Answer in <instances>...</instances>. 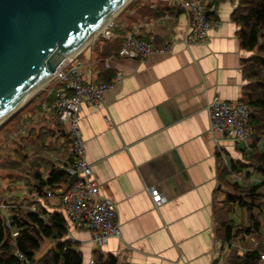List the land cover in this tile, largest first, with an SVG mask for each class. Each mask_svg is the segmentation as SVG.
<instances>
[{
    "label": "crops",
    "instance_id": "1",
    "mask_svg": "<svg viewBox=\"0 0 264 264\" xmlns=\"http://www.w3.org/2000/svg\"><path fill=\"white\" fill-rule=\"evenodd\" d=\"M157 1L177 12L143 15L150 21L140 33L155 46L173 41L172 51L151 52L145 60L117 53L105 57L111 65L108 69L121 71L122 77L105 92V107L82 105L80 110L85 156L100 195L116 206L119 236L98 244L89 230L73 225L55 197L38 196L48 211L63 213L66 237L81 251V264H88L94 251L111 253L123 264H172L178 259L214 264V252L222 241L215 235L213 207L218 208L224 199L217 169L250 149L238 139L210 132L206 110L213 95L234 102L241 99L246 83L241 60L252 51L241 46L239 25L230 16L236 0L214 1L209 15L219 24L211 26L206 41L197 44L183 41L190 15L177 6V0H137L136 4L147 3L152 8ZM120 11L113 17L112 29L113 38L121 40L124 30L141 15L134 6ZM95 39L80 51L85 79L92 81L102 77L96 67V52L102 45H96ZM41 90L46 92V88ZM263 140L264 128L259 148ZM38 145L31 141L25 147L30 161L39 152ZM7 155L11 157L9 146ZM24 163L22 169H34ZM237 175L233 177L241 179ZM149 186L157 187L165 197L156 207ZM30 194L23 182L0 178V200L5 203L28 200ZM254 237L264 240L257 232L236 233L231 250L241 254L255 249L258 240L252 241Z\"/></svg>",
    "mask_w": 264,
    "mask_h": 264
},
{
    "label": "trees",
    "instance_id": "2",
    "mask_svg": "<svg viewBox=\"0 0 264 264\" xmlns=\"http://www.w3.org/2000/svg\"><path fill=\"white\" fill-rule=\"evenodd\" d=\"M136 1L130 0L120 12L134 6L138 15L158 17L176 9L163 1H157L152 8L147 3L138 5ZM230 16L239 25L237 32L241 46L252 51L241 60V73L246 80L241 88V99L248 101L252 107L249 122L253 133L249 142L250 149L241 158H229L228 165L221 163L217 169L224 199L218 208L213 207V217L215 235L222 243L232 239L237 232L259 233V229L264 228V172L256 168L257 163L264 166V140L262 147H258L264 128V0H236ZM95 42L96 45H102L101 50L96 52L98 75L102 76V81H106L113 71L105 67L104 59L117 53L120 39L99 36ZM44 96L42 92L35 98H29L7 117V121L0 123V178L9 183L23 182L29 191L39 197L44 196L45 186L50 189L67 188L70 176L48 154L42 153L43 149L54 148L56 139L62 134L61 129L44 119L31 120ZM19 123L25 127L16 132L15 125ZM31 141L39 144V152L30 161L34 169H22L28 159L25 147ZM8 146L11 157L7 155ZM233 174H240L241 180H234ZM38 196L12 201L5 212L0 208V264H81V251L75 241L66 237L63 213L48 211ZM30 202L36 203L37 211L23 206ZM236 211L244 223L234 230L238 222ZM6 214L12 218V225L16 229L13 237L4 223ZM38 214H46L47 219L44 220ZM45 240L52 241V245L37 255L36 252ZM263 250L264 240L259 238L255 249H247L241 254L231 250L229 259L223 264H258ZM92 259L93 264H123L117 262L111 253L94 251Z\"/></svg>",
    "mask_w": 264,
    "mask_h": 264
},
{
    "label": "built area",
    "instance_id": "3",
    "mask_svg": "<svg viewBox=\"0 0 264 264\" xmlns=\"http://www.w3.org/2000/svg\"><path fill=\"white\" fill-rule=\"evenodd\" d=\"M215 0H177V6L184 9L190 15V26L184 34L185 43H203L207 39L208 30L213 25H218L219 20L211 18L209 13L214 9ZM150 21L148 16H141L130 23L121 35L117 54L120 56L134 57L139 60L145 58L151 52L169 53L173 49V41L162 46L149 43L140 33V28ZM104 26L98 30V35L103 38H113L115 33L114 20L109 19ZM82 49V48H81ZM81 49L70 56H66L52 71L44 98L39 102L38 111L32 115L34 121L44 119L59 127L62 135L55 141L54 148L46 150V153L57 160L59 166L70 174L76 173L75 180L67 188L50 189L45 186L44 196L55 197L62 206L66 217L75 227L84 228L91 232L93 241L98 244L106 242L110 236H119L120 228L116 221L115 204L102 197L98 185L91 175V165L85 156L84 139L79 128L80 110L82 105L95 108L105 107V92L119 81L122 72L113 70L108 80H87L83 72L85 60L80 56ZM106 68H110L109 59H104ZM209 130L218 132L228 138L242 141L246 147L253 133L249 116L252 111L251 105L246 100L228 101L213 95L206 103ZM107 120V116H104ZM22 129V125L17 131ZM16 131V132H17ZM10 137V134L7 138ZM62 155L61 159L57 156ZM223 161L226 162L224 153ZM24 165L30 167V159ZM239 178L237 174H233ZM18 187H16L17 189ZM151 202L153 206L160 205L165 197L155 186H149ZM31 196L37 197L35 192ZM9 204L0 200V208L5 212ZM31 211H37L36 203L30 202L23 205ZM44 220L46 214H38ZM5 226L9 229L11 236L16 234L12 225V218L6 214ZM70 238V237H69ZM71 241H74L70 238ZM235 241L230 239L218 246L214 252V264H223L229 259V253ZM260 261L264 262V250L260 252ZM88 264H93L92 257ZM172 264H189L184 260H175Z\"/></svg>",
    "mask_w": 264,
    "mask_h": 264
},
{
    "label": "water",
    "instance_id": "4",
    "mask_svg": "<svg viewBox=\"0 0 264 264\" xmlns=\"http://www.w3.org/2000/svg\"><path fill=\"white\" fill-rule=\"evenodd\" d=\"M129 1L0 0V122ZM256 168L264 172L261 163ZM75 178L70 174L67 184Z\"/></svg>",
    "mask_w": 264,
    "mask_h": 264
},
{
    "label": "rangeland",
    "instance_id": "5",
    "mask_svg": "<svg viewBox=\"0 0 264 264\" xmlns=\"http://www.w3.org/2000/svg\"><path fill=\"white\" fill-rule=\"evenodd\" d=\"M97 35H98V33H97ZM97 35H96V36H97ZM97 37H99V36H97ZM97 37H96V38H97ZM95 40H96V39H95ZM49 81H50V80H48L46 83H44V84H43L42 86H40L38 89H36V90H35V91H34V92H33V93H32V94H31V95H30L25 101H27V100H28L29 98H31V97H33V98L37 97L38 94H42V92H44V91H42L41 89L45 88V87L47 86V84H48ZM25 101H24V102H25ZM24 102H23V103H24ZM23 103H22V104H23ZM22 104H21V105H22ZM21 105H19V107H20ZM19 107H17L13 112H15ZM13 112H12V113H13ZM12 113H10V114H12ZM10 114H9V115H10ZM9 115H8V116H9ZM8 116H7V117H8ZM7 117L4 118L0 123H2L3 121H5V120L7 119ZM31 120L34 121L32 118H31ZM6 121H7V120H6ZM22 124H23V123H19V125H15V127H16V128H15V131H17L18 127L21 126ZM234 180H236V179L234 178ZM238 180H241V179H238ZM236 215H238V211H236ZM236 221H238V222H237V225H236L237 228H238V227H241V226L243 225V223H244V219H240V218H239V215L237 216ZM236 226H235V228H236ZM258 232H259V233H258L259 236H260L261 238L264 239V234H263V233H264V228H260ZM239 233H243V232H239ZM237 234H238V232H237ZM251 240H252V241H253V240H256V241H257V240H259V239H258V237H254V238H252ZM50 245H52V241H50V240H45V242L41 245V248L36 252V254H37V255L42 254V252H43L46 248H48ZM233 246H234V244H233Z\"/></svg>",
    "mask_w": 264,
    "mask_h": 264
},
{
    "label": "bare ground",
    "instance_id": "6",
    "mask_svg": "<svg viewBox=\"0 0 264 264\" xmlns=\"http://www.w3.org/2000/svg\"><path fill=\"white\" fill-rule=\"evenodd\" d=\"M104 24H106V23H104ZM104 24L103 25H101L96 31H98V30H100L103 26H104ZM75 52H72L71 54H69L68 56H70V55H72V54H74Z\"/></svg>",
    "mask_w": 264,
    "mask_h": 264
}]
</instances>
